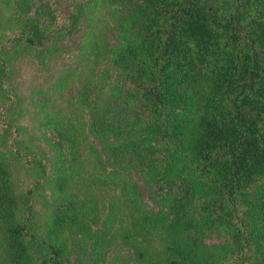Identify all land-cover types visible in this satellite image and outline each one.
I'll return each instance as SVG.
<instances>
[{"label": "trees", "instance_id": "1", "mask_svg": "<svg viewBox=\"0 0 264 264\" xmlns=\"http://www.w3.org/2000/svg\"><path fill=\"white\" fill-rule=\"evenodd\" d=\"M100 8L107 31L89 20ZM25 57L61 69L49 100L71 110L60 122L36 101L50 173L7 118ZM0 100V147L35 170L18 191L0 153V264H71L73 247L128 264L101 255L115 219L155 231L164 264H264V0H0ZM96 191L116 201L100 230Z\"/></svg>", "mask_w": 264, "mask_h": 264}, {"label": "rangeland", "instance_id": "2", "mask_svg": "<svg viewBox=\"0 0 264 264\" xmlns=\"http://www.w3.org/2000/svg\"><path fill=\"white\" fill-rule=\"evenodd\" d=\"M94 16V19H89L90 21H92L91 24L99 22L100 19L102 25H105L103 26L104 29L107 31V28L110 25V18L105 13V10L103 8L97 9L94 12ZM87 25L90 26L88 23ZM73 44L71 49H68L74 52L77 50V44ZM68 49L65 50L68 51ZM58 60L68 61V54L58 57ZM13 64L15 76L13 84L14 87H16V95L17 99H19V103L18 106L16 105L12 110L8 112L7 118L13 124L18 134L23 136V139L17 144H15L16 148L19 152H22L23 149H29L32 155L33 153L37 154L39 160L45 167L44 169L46 170V172L50 173L48 168L49 165L53 164V155L51 149L52 147L50 146L49 139L47 137L48 132L45 129V120L43 119L45 117H42V114L38 109L40 105L36 103V101H38L41 96H43L44 98L47 97L46 99H48V103L46 102V107L43 113L53 116L60 122L65 118V112L71 111L70 108L67 107V101L64 100L65 98L62 94L60 98H57L63 99L60 102L49 100L53 96V94L48 92L49 88L50 86H52L54 80L61 75V69H59V67H55L51 68V70L47 72H44L41 69L43 66L37 65L35 59L29 57H25L20 60L17 59L13 62ZM97 67L101 68V66L99 67V65ZM83 72L87 74V67ZM74 83L75 84H73V82L70 83L69 86L66 88L69 89L70 87H74V85H76L75 87L77 88L78 79ZM34 89H40V91L38 90V92L41 93H34ZM65 93L68 95V91H65ZM43 97L41 99H43ZM22 141H25V143H21ZM92 142L94 147L100 149V147L96 145V141ZM0 153L4 156H7L8 154L6 149H4L3 147H0ZM7 159L12 165L11 171L15 187H17L18 191H22V189L25 190V188L33 181V173L35 172V170L26 166H22L19 162V159L15 157V154L8 155ZM131 181H134L135 184H138L137 186L143 185V182L138 179V175L134 172L131 173ZM77 184L79 186V183ZM122 190L123 189L121 184L114 188L117 197L123 196ZM141 190L143 192L141 201L146 202L151 207L152 203L150 202V200L146 199L149 196V193L147 192V187L142 188ZM96 193L97 191L93 196L96 197L97 195L95 199V202H97V206H89V208L92 209L95 213V221L93 223L92 228L100 230L101 223L105 218L107 211L110 209L109 205L111 204V202L116 201L111 193L104 194V191L100 192L99 195ZM119 206L121 209L123 208L121 204ZM39 207L40 205H37V208ZM117 211V208H113V213L116 214ZM134 217L135 218H133L132 220H136V215ZM126 219L127 216L124 215L122 222L127 221ZM117 220L118 219H115L113 221L111 225L110 234L105 237L103 241L105 243V246L104 248H102L101 255H103L104 260L109 261L117 254L126 259L128 264H148L137 261V252L138 249H141L147 256H149L151 259H153V261L157 262L158 264L165 263V258L163 257V254L160 253L161 248L158 244L159 240L156 239L155 231L146 229L144 230L142 226L138 224V222L134 223L132 221L127 226V232L124 228L126 224H120ZM123 232H126L127 235L131 239H133L135 245L138 246V248L129 245V243L124 240V238L122 237ZM209 243H216V241L214 239H209ZM83 248L85 250V253H87V251L89 250L88 245L86 244ZM89 252H91V250ZM70 260L71 264H92L90 260H85L83 257L80 256V251L77 247L71 248Z\"/></svg>", "mask_w": 264, "mask_h": 264}]
</instances>
